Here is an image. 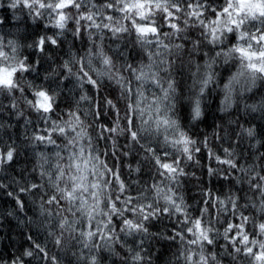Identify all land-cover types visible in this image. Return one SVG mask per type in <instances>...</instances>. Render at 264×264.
Instances as JSON below:
<instances>
[{"label": "snow or ice", "instance_id": "6c2138e0", "mask_svg": "<svg viewBox=\"0 0 264 264\" xmlns=\"http://www.w3.org/2000/svg\"><path fill=\"white\" fill-rule=\"evenodd\" d=\"M93 2L96 7L92 11L96 15L81 20V38L85 31L95 33L97 40L112 33L127 34V26L131 25L135 42L147 51V55L140 61L124 60L121 57L122 65L117 67L104 55L102 45H94V58L77 57L79 67L75 78L82 88L87 89L85 94L80 96L75 106L69 105L67 112H61L48 121L41 120L39 129L36 125L32 126L30 141L35 157L33 175L31 179H26L24 173H20L23 183L19 186V195L12 184L0 183V195L12 197L17 207L25 209L29 208V197H32L31 204L42 215L41 223L52 220L53 229L59 227L61 234L67 233L69 240L80 243L82 250H88L89 258L85 264H98L93 251H99L102 255L104 248L111 247V244H116L125 256L130 253L131 264H139L136 241L128 242L125 235L120 233H140L146 236V225L157 216L171 221L172 231L167 233V237L173 244L177 241L187 244L185 264H218V261L209 262L204 255V248L208 247V251H211L210 246L220 235L218 230L213 231L214 219L225 230L221 239L227 241L229 255L235 253L240 258V264H264V222L257 223L254 214L249 216L248 212L241 209L240 201L245 199L244 196L236 198L231 190L215 195L209 192L199 201L204 206L203 209L190 218L184 210L183 196H178L174 191L177 176L183 177L185 174L184 168L180 167L183 161H178L175 153L182 152L191 159L189 137L183 132L173 136L171 140L168 136L169 130L178 125L169 116L171 107L168 101L175 89L167 79L169 69L164 65L165 61L171 65L175 51L181 45L173 43L164 33L176 27L171 23L175 17H167L170 21L167 27L164 26L163 15L159 17V26L144 19L151 14L152 0ZM105 4L107 6L101 12L99 6ZM88 5L89 0H81L80 10L87 12ZM56 8L72 11L73 0H60ZM231 13L232 6L223 10L224 15ZM210 15L216 17L217 12L213 11ZM235 16L237 18L230 21V27L222 30L232 32L233 41L237 40L233 29H240L245 19L259 16L264 24V0H236ZM120 19L124 20V26L120 25ZM63 20L61 12L58 23ZM216 34L217 30L213 27L214 38ZM177 38L183 39V35L177 32ZM239 39L242 43L233 52L241 58V67L224 85L223 103L226 107L231 106L234 92L250 91L258 78H264V26L250 32L242 31ZM40 43L47 50L56 41L46 43L41 40ZM129 55L131 57V53ZM224 55L228 60L233 53ZM64 64L65 71L72 74L70 65L75 64V61L67 60ZM101 64L103 67H100ZM20 71H28L23 61L15 68L0 67V90L13 89L15 77ZM211 75L209 71V78ZM101 80L113 81L116 85L113 91H118L119 94L106 96L100 88ZM207 82L205 80L204 84ZM34 95L35 107L43 113H52L53 98L44 91H37ZM121 101L124 102L123 107ZM26 102L32 103L31 100ZM3 107L0 103V109ZM15 108L13 103L6 111L23 117L22 111H13ZM250 108L264 111V99ZM194 112L199 115L198 103ZM88 116H91V120L87 119ZM25 123L31 124V121ZM0 129H4V134H7L2 113ZM242 132L249 137L256 135L251 128L242 129ZM169 143L173 149H169ZM201 143L203 147L197 151L205 153L207 160L212 158V152L206 151L207 138L202 137ZM257 143L264 148V142ZM41 146L47 148V151H36ZM11 149H15V154ZM20 151L14 143H5L3 136H0V170H14ZM225 154L229 158L221 159L218 155L215 163L225 165L232 173L240 172V182H248L249 188L253 190V199L259 195L256 204L262 210L260 220L264 221V166L253 175L256 172L254 164L242 166L239 160L233 162L230 159L231 153H227V150ZM259 161L264 165V151L259 153ZM208 171L212 169L209 168ZM145 175L150 183L144 179ZM225 176L229 185L234 187L236 181L227 171ZM5 179L6 177L0 176V181ZM6 188L10 190L6 191ZM205 211L207 216L204 215ZM249 211H252V206H249ZM61 212L64 213L63 216L60 215ZM31 222L33 221H29ZM34 239L35 236H29L27 241ZM121 242L125 244L124 248L119 247ZM55 243L61 244L63 241L58 236ZM129 244L130 247L127 246ZM32 247L29 244V248ZM217 247L220 245L217 244ZM36 248L41 259H47L48 249L39 244ZM2 260L3 257L0 256V261ZM176 264H179L178 260Z\"/></svg>", "mask_w": 264, "mask_h": 264}, {"label": "clouds", "instance_id": "9594fccd", "mask_svg": "<svg viewBox=\"0 0 264 264\" xmlns=\"http://www.w3.org/2000/svg\"><path fill=\"white\" fill-rule=\"evenodd\" d=\"M80 2L81 0H73V10L69 11L56 8L60 0H0V9L4 10L3 16H0V67L15 68L23 61L28 68L27 72L20 71L19 75L15 77L16 84L13 89L0 90V103L4 106L0 109V113L5 118L14 117L17 122L22 118L23 124L26 126L21 143L12 142L21 150L16 159L17 163L24 155V150H29V156L24 158L23 167L20 170L26 179H31L35 163L30 141L33 135L32 126L36 125L39 129L41 120L48 121L54 116H59L61 112H67L68 106H75L76 101L87 90L82 88L75 78L79 67L77 57L91 56L94 58L96 55L92 51L94 45H102L104 55L110 58L117 67L122 65L121 57L124 60L140 61L147 55V51L135 42L136 37L131 25L127 26L129 29L127 34L112 33L97 40L95 33L85 31L81 38L79 35L81 20L96 15L92 11L96 5L93 0H89L88 11L83 12L79 7ZM118 3H124V0H118ZM25 4L28 6H24ZM105 6L107 5L99 6L101 12ZM229 6H232V13L224 15L223 10ZM235 6L236 0H212V3H209V0H152L151 14L144 19L159 26V17L163 15L165 16L164 26L167 27L170 23L167 17L169 15L175 17L171 23L176 27L170 32H165L164 35L170 37L173 43L181 45L175 51L171 65L165 61L164 66L169 69L167 79L175 89L172 98L168 101L171 107L169 116L178 125V127L169 130V139L171 140L173 136H178L183 132L191 141L190 160L182 152L175 153L176 159L183 161L180 167L184 168L185 174L183 177L177 176L174 182V191L178 196H183L185 212L190 218L195 217L197 212L204 207L199 201L205 198V194L211 192L215 195L218 193L211 186L213 182H216L225 189L220 193H227L231 190L236 198L244 196L245 199L240 201L241 209L248 212L249 216L254 214L256 222L260 223L264 221L260 220L262 210L256 204L259 195L253 199V190L249 188L247 181L240 182L239 171L232 173L231 169L225 165L215 163V157L218 155L221 159L229 158L225 154V150H227V153H231L230 159L233 162L239 160L242 166L254 164L256 172L253 175L259 172L260 167L264 166L259 161V153L264 151V148H261L257 143V141L264 142V111L250 108L252 105H258L261 99H264V78H258L250 91L237 90L234 92L230 107H226L223 103L224 85L241 67V58L233 52V49L242 43L239 39L241 32H250L254 28L258 30L264 26L259 16L249 17L244 20L240 29H233L237 35V40L233 41V33L222 30L230 27V21L237 18ZM213 11L217 12L216 17L210 15ZM61 12L64 20L58 23ZM9 13H11L10 16ZM6 19L9 22L6 23ZM129 19H132V16H129ZM119 23L124 26L123 19H120ZM213 27L217 30L215 38L212 35ZM177 32L183 35V39L177 38ZM41 40L46 43L55 40L56 43L45 50L40 43ZM228 52H232L233 56L226 60L224 53ZM67 60L75 61V64L70 65L72 74L65 71L64 62ZM100 67L103 65L101 64ZM209 71L212 73L210 78ZM62 72L63 75H61ZM205 80L208 81L206 85L204 84ZM108 87L114 90L116 85L110 80L100 81V88L103 91ZM37 91H44L53 98L52 113H43L35 107L34 93ZM114 93L115 95L119 94L118 91ZM27 100H31L32 103L28 104ZM13 103L16 105L13 111H22L23 117L11 115L6 111ZM123 103L121 101V107H123ZM197 103L199 106L198 116L194 112ZM87 119L91 120V116H88ZM26 121H31V124H26ZM4 125L6 129L8 127L6 120ZM249 128L255 131V137H249L242 132V129ZM205 129H212L211 135L207 132L203 134V137L208 141L206 151L212 152V158L208 159L207 163H201L199 157L202 152H198L197 149L203 147L201 132ZM3 131L4 129H0V133ZM161 141L163 148V132ZM5 143L8 142L5 141ZM168 147L173 149L170 143ZM11 150L15 154V149ZM41 150L47 151V148L41 146L36 149V151ZM209 168L212 171H208ZM11 170L13 169L0 170V176L6 177L0 183L12 184L14 188H17L16 194L19 195L18 189L23 181L14 175H8ZM226 171L236 181L234 187L229 185L225 176ZM13 181L18 183H13ZM146 181L151 182L149 179ZM186 182L190 187L186 186ZM9 190L6 188V191ZM189 190L194 191L198 198L190 197ZM32 199L29 197V208L16 207L8 212L12 213L11 215L7 213L8 216L13 217L16 216V213H21L25 219L17 229H13L11 226L0 229L3 233L0 235V256L3 257L0 264H25V262L27 264H49V261L51 264H85L89 258L88 250H82L80 243L69 240L67 233L61 234L59 227L53 229L51 227L52 220L41 223L42 215L38 208L31 204ZM249 206H252V211H249ZM29 210L31 215L28 214ZM60 215L63 216L64 213L61 212ZM204 215L207 216L206 211ZM174 219L175 217H173ZM29 221L33 222L29 223ZM146 227L148 229L146 236L140 233L135 235L120 233L125 235L126 241H136L140 257L139 264H176L177 260L179 264H185L187 244L180 241L173 244L167 237V233L172 231L171 221L157 216ZM212 228L214 232L218 230L220 235L216 237V242L210 246L211 251H208V247L204 248L207 260L209 262L218 261V264H240V258L235 253L228 254L227 241L221 239L225 230L215 219L212 222ZM29 236H35L36 239L27 241ZM58 236L63 243H55ZM109 243L111 244V242ZM29 244L33 245L31 249ZM37 244L48 249L47 259H41L37 253ZM217 244L220 245L219 248ZM127 246L130 247L131 244ZM101 247L103 248V244ZM119 247L124 248L125 244L121 242ZM9 250L12 252V256L7 259L4 254ZM178 253L181 255L178 256ZM92 254L97 257L98 264H131V254L125 256L123 251L118 250L116 244L104 248L102 255L99 251H93Z\"/></svg>", "mask_w": 264, "mask_h": 264}, {"label": "trees", "instance_id": "16d2710c", "mask_svg": "<svg viewBox=\"0 0 264 264\" xmlns=\"http://www.w3.org/2000/svg\"><path fill=\"white\" fill-rule=\"evenodd\" d=\"M4 14V10L0 9V16H3ZM11 15V13H9V16ZM9 22L6 19V23ZM104 94L105 95H109V96H114L115 93L113 91V89L111 87H108L104 90ZM7 121V126L10 124L11 127H7L6 128V132L7 134L0 133V136H3V141H7L8 143H12L15 142L16 144H20L23 138V134L25 131V125L23 124V120L21 118V120L19 122L16 121V119L13 118H5L4 117V121ZM204 132H207L209 135H211L212 133V129H205L201 132V136L203 137ZM9 136H11V140H9ZM215 142V141H214ZM29 156V150L25 149L24 150V155L20 157V162L19 163H15V169L11 170L8 175L12 176H16L17 179H21L20 177V173H21V168L23 167V161L25 157ZM201 159V163H207L208 160L206 158V154L202 152L201 156L199 157ZM131 158H129L130 160ZM195 170V169H193ZM206 172V169H205ZM144 179L147 180L148 176L145 175ZM186 186L190 187L187 185L186 182ZM213 190L220 193L225 191V189L221 186V184H218L216 182H213V184L211 185ZM188 195L190 197H194V198H198V195L192 191L189 190ZM30 204V201H29ZM17 207V205L15 204V202L13 201L12 197H8L7 195H0V229H6L8 226H11L13 229H17L19 228V226L21 225V222L25 219L24 215L21 213H16V216H8L7 213L11 212L13 209H15ZM29 215H31V211L29 210L28 212ZM2 231H0V235H2ZM39 242V240H38ZM5 257L7 259H10L12 256V252L9 250L7 253L4 254Z\"/></svg>", "mask_w": 264, "mask_h": 264}]
</instances>
